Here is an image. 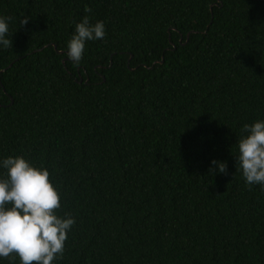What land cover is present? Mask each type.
Listing matches in <instances>:
<instances>
[{
	"label": "trees",
	"instance_id": "obj_1",
	"mask_svg": "<svg viewBox=\"0 0 264 264\" xmlns=\"http://www.w3.org/2000/svg\"><path fill=\"white\" fill-rule=\"evenodd\" d=\"M86 15L106 35L76 65ZM0 16V158L46 168L76 221L54 264H264V188L235 157L264 119V0H0Z\"/></svg>",
	"mask_w": 264,
	"mask_h": 264
},
{
	"label": "clouds",
	"instance_id": "obj_2",
	"mask_svg": "<svg viewBox=\"0 0 264 264\" xmlns=\"http://www.w3.org/2000/svg\"><path fill=\"white\" fill-rule=\"evenodd\" d=\"M8 34V18L0 16V50L12 46ZM105 35L103 21L92 23L84 16L67 43L68 59L78 65L86 43ZM235 146L236 169L238 166L246 185L264 188V119L241 125ZM211 165L210 172L226 171L223 162L213 160ZM0 169L5 170L0 175V262L18 257L20 264H54L62 257L76 221L68 213L57 214L60 195L50 182L49 171L20 156L0 158Z\"/></svg>",
	"mask_w": 264,
	"mask_h": 264
}]
</instances>
